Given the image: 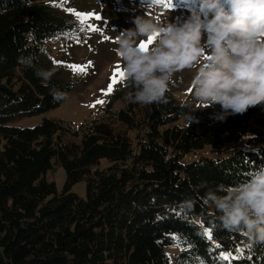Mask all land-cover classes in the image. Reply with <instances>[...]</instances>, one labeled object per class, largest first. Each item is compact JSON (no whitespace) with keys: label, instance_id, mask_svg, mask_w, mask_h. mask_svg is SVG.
<instances>
[{"label":"trees","instance_id":"obj_1","mask_svg":"<svg viewBox=\"0 0 264 264\" xmlns=\"http://www.w3.org/2000/svg\"><path fill=\"white\" fill-rule=\"evenodd\" d=\"M75 29L47 0H0V264H264V245L246 246L243 233L215 226L203 200L208 189L264 166V104L226 122L199 109V122L181 127L172 125L182 111L173 82L167 103L143 105L128 101L126 81L103 110L123 131L104 118L76 129L47 118L11 125L58 108L74 88L46 44ZM116 100L124 106L114 111ZM247 134L255 151L195 157L204 149L222 155ZM55 162L66 174L60 193L46 179ZM82 181L85 198L71 192ZM185 200L195 201L191 212L181 207Z\"/></svg>","mask_w":264,"mask_h":264},{"label":"clouds","instance_id":"obj_2","mask_svg":"<svg viewBox=\"0 0 264 264\" xmlns=\"http://www.w3.org/2000/svg\"><path fill=\"white\" fill-rule=\"evenodd\" d=\"M131 22L133 27L115 38L114 49L132 87L129 102L167 103L174 74L194 69L192 98L214 109L210 120L226 122L264 104V0H194L169 20L136 15ZM150 39L151 46L142 50V42ZM20 62L31 66V58ZM38 75L47 78L50 73ZM61 95L53 93L54 99ZM193 112L186 113L188 123L199 122ZM247 176L234 185L208 189L203 200L213 206L215 226L243 233L250 247L264 245V166ZM194 204L185 200L181 207L191 212Z\"/></svg>","mask_w":264,"mask_h":264},{"label":"rangeland","instance_id":"obj_3","mask_svg":"<svg viewBox=\"0 0 264 264\" xmlns=\"http://www.w3.org/2000/svg\"><path fill=\"white\" fill-rule=\"evenodd\" d=\"M47 3L56 13L76 23L72 34L46 44V51L53 63L60 68L62 77L73 81L75 85L58 108L41 115L19 119L11 125L17 128L34 127L47 118L76 129L93 119L104 118L113 123L116 132L123 131L119 124L110 120V115L103 114L111 96L120 91L126 83L125 76L121 78L119 75L123 68L114 51L117 47L115 38L121 30L133 27L131 21L136 15L169 20L180 15L194 0H171V4L169 0H47ZM152 42H142L145 50ZM70 65L87 68L83 72L73 71ZM194 73V69L185 70L173 76L172 96L181 105L182 111L178 121L172 125L186 126V113L195 111L192 113L194 115L197 110L205 108L192 98L189 82ZM109 84H112L110 91ZM123 106L124 100H116L112 108L117 111ZM248 137L247 134L238 143L228 145V151L222 155L204 149L195 157H227L237 149L255 151V147L247 144ZM101 162V168L105 167V160ZM46 179L54 182L57 192L60 193L66 181V174L55 162L53 170L46 174ZM71 192L85 198V183L82 181L75 184ZM171 253L172 249H166V254Z\"/></svg>","mask_w":264,"mask_h":264},{"label":"snow or ice","instance_id":"obj_4","mask_svg":"<svg viewBox=\"0 0 264 264\" xmlns=\"http://www.w3.org/2000/svg\"><path fill=\"white\" fill-rule=\"evenodd\" d=\"M70 11H74V10H70ZM78 15H82V14H78ZM149 41H151V39H150ZM141 49H142V50H145V45H144L143 43H142V45H141ZM69 67H70L73 71H80V72L85 71L86 68H87V66H76V65H70ZM119 75H120L121 78H123L124 73L121 72ZM114 82H115V81H114ZM111 88H112V84H109V86H108V90L110 91ZM97 103H102V101H97ZM204 234H205V236H207L209 239H212V236H211V230H210V229H205V230H204ZM236 251H237L238 253H240V252H241V249L237 248ZM221 256H222V258L227 259V258L231 257V253H226V254H225V253H222ZM235 258H239V257H235Z\"/></svg>","mask_w":264,"mask_h":264}]
</instances>
